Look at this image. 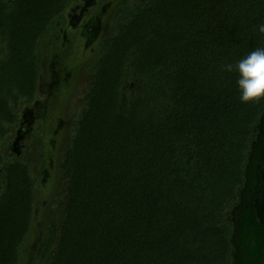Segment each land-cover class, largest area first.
Wrapping results in <instances>:
<instances>
[{"label":"trees","instance_id":"1","mask_svg":"<svg viewBox=\"0 0 264 264\" xmlns=\"http://www.w3.org/2000/svg\"><path fill=\"white\" fill-rule=\"evenodd\" d=\"M73 1L0 0V264H21L40 180L9 146ZM261 24L264 0L117 3L33 264H232L231 210L264 99L242 103L224 65L264 47Z\"/></svg>","mask_w":264,"mask_h":264},{"label":"rangeland","instance_id":"2","mask_svg":"<svg viewBox=\"0 0 264 264\" xmlns=\"http://www.w3.org/2000/svg\"><path fill=\"white\" fill-rule=\"evenodd\" d=\"M113 0H74L65 12V22L58 21L57 28L53 33L55 39L52 49L45 42L40 52L42 82L45 85L42 94L38 95L39 104L36 109L39 113L52 112L45 120L33 114L32 104H24L21 110H28L24 113V119L29 120L37 129V135L28 150L23 149L22 156L14 154L11 147L10 155L13 158H22L32 163L35 173L39 177L37 207L42 215V223L39 229L42 230L52 207L53 199L59 190L58 163L61 154L66 150L69 141V128L75 122V105L86 98V87L89 75L85 72L86 64L93 59L97 46L95 40L102 37L108 30L109 18L113 9ZM99 40V38H98ZM72 47L71 58L64 62L54 49ZM48 49L52 53L48 55ZM91 50L92 52H89ZM64 67L62 70H58ZM59 72L56 81L51 77L52 72ZM52 83L54 97H51L46 104L48 86ZM48 102V101H47ZM46 108V109H45ZM21 110L19 111L21 113ZM55 114H59V119ZM46 125V132L41 133ZM46 123V124H45ZM62 129H57L58 126ZM56 130L58 131L56 133ZM22 151V149H21ZM52 160V161H51ZM41 178L43 182H41ZM30 250L26 254L27 257ZM23 255V259H27ZM32 264V263H30Z\"/></svg>","mask_w":264,"mask_h":264},{"label":"water","instance_id":"3","mask_svg":"<svg viewBox=\"0 0 264 264\" xmlns=\"http://www.w3.org/2000/svg\"><path fill=\"white\" fill-rule=\"evenodd\" d=\"M119 1H113L112 11ZM257 128L245 167V181L239 191V201L231 210L232 264H264V111ZM43 180L41 178V182ZM41 218L36 205L33 227L22 250L21 264H33L42 234L39 229ZM23 255L27 257L25 261Z\"/></svg>","mask_w":264,"mask_h":264},{"label":"clouds","instance_id":"4","mask_svg":"<svg viewBox=\"0 0 264 264\" xmlns=\"http://www.w3.org/2000/svg\"><path fill=\"white\" fill-rule=\"evenodd\" d=\"M258 31L264 34V24ZM224 70L236 74V84L242 103L264 99V47H257L237 60L224 65Z\"/></svg>","mask_w":264,"mask_h":264},{"label":"flooded vegetation","instance_id":"5","mask_svg":"<svg viewBox=\"0 0 264 264\" xmlns=\"http://www.w3.org/2000/svg\"><path fill=\"white\" fill-rule=\"evenodd\" d=\"M57 26H58V24H57ZM98 38H99V40H98ZM98 38L94 42V43H96L95 47L96 46L98 47L99 42H100V40H101L102 37H98ZM64 48H65V45L61 49L58 48V50H56L57 48H55L54 49V52L55 51H58V52L53 56V58L54 59H57L58 55H60L62 57V59L64 60V62L68 61L71 58V56H72L73 50H71L70 56L68 58H65L64 57V54L66 53V51H67L68 48H66L65 50H64ZM96 50H97V48H96ZM89 52H92V51L89 50ZM95 53H96V51H95ZM94 56H95V54H94ZM63 68L64 67H60L58 70H62ZM58 74H59V72H55V71L51 73V77L53 78L54 81H56V79L58 78ZM44 87H45V85L42 82V75H40L39 85H38V91H37L35 100L31 104H32V107H33V114H35L36 117H38V118L40 117L41 119L45 120L43 122H46V118L49 116L50 113H52V112H49V111H52V110H49V111L46 110V112H44L45 110H43V113H39V110L36 109V106H38L39 101H40L38 99V95L42 94V92L44 90ZM48 91H49L48 92L49 94H48V96L46 98V104L49 103V100L51 99V97H54V95L58 93V92L57 93H54L53 92V90H52V83H49ZM28 110H30V109H27V111ZM25 111L26 110H21V113L19 112V124H18V126L15 128V130L13 132L12 143L9 146L13 150L14 154H16L18 156H22L23 149L24 150H28L27 148H29L30 145L32 144V142H33V140L35 138V135H37L36 133H37V129H38L35 126V124H33L32 122H30L29 120H25L24 119V113H25ZM55 115L57 116V119H59V116H58L59 114H55ZM43 126L45 128L43 130H41V133H45L46 132V129H47L46 128V125H44V123H43ZM57 129L61 130L62 129V126L61 125L58 126ZM57 132L58 131L56 130V133ZM21 149H22V151H21Z\"/></svg>","mask_w":264,"mask_h":264}]
</instances>
